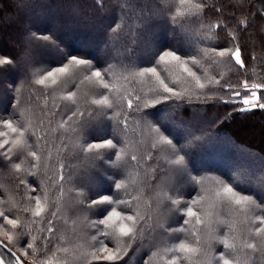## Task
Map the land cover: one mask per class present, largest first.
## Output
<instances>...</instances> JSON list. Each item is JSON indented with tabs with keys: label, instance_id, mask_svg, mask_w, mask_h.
<instances>
[{
	"label": "trees",
	"instance_id": "1",
	"mask_svg": "<svg viewBox=\"0 0 264 264\" xmlns=\"http://www.w3.org/2000/svg\"><path fill=\"white\" fill-rule=\"evenodd\" d=\"M103 2L106 6L101 9L97 0H0V55L16 57L19 62L16 68L20 70L18 72L12 69L0 75V99L4 98V103H0V114L11 113L16 99H19L21 102L19 111L36 122L41 116V109L44 108L45 100L41 95L43 87L30 85L28 81L31 78L26 75V57L22 45L29 32L50 34L57 39L65 51L95 58V61H99L104 66L108 63L112 64L113 75L110 83L115 85V89H118L120 94H124L127 90L133 96L139 95L142 98L152 96L148 90L152 86L153 78L136 77L129 82L123 78L127 74L123 65L135 63L140 67L151 66L153 57L165 48L179 50L186 59L201 47H217L219 50L229 46L228 31L235 32L238 38L242 58L245 60V69H238L234 63L216 65L210 61H202L200 69L193 67V71H196L197 75L201 76V81L206 84L209 78L215 77L221 80L222 84L227 82L238 85L246 78L245 71L250 82L264 80V0H204L211 10L205 8L202 20L192 17L183 22L182 26L173 25L167 12L168 6L175 8L179 0H129L133 5L127 16L130 23L124 27L118 37L112 38L108 36L109 25L121 15V12L113 7L115 0H103ZM217 9L219 12L216 11ZM25 11H29V14L24 13ZM44 11L53 12L50 15L53 24L36 27L32 24L33 19L45 15ZM244 18L248 20L246 28L238 24L239 20ZM218 20H222L227 25L228 31L216 30L218 34L213 40L203 43L201 23H215ZM136 24H139L138 28ZM66 27L72 32L73 36L70 39L63 38L65 31L63 29ZM161 31L167 33L166 38L158 37L157 33ZM85 46H90L92 49ZM125 48L134 50L130 57L121 54L124 53ZM253 56L256 57L255 60ZM35 59L38 61L35 67H50L56 66L59 56L55 53L41 55L38 51ZM169 67L161 65L158 71L161 72L162 77H166L169 86L174 87L177 92L184 93L185 99L173 98L143 108L144 112L151 113L148 122L161 127L162 131L164 128L169 129L165 134L171 133L170 138L174 139L178 148L183 149L181 154L187 153L188 166L193 170V174L208 178L205 187L209 190L214 188L213 177L230 180L234 173L241 172L246 179L242 187L255 191L257 196L261 197L259 184L264 178V111L257 109L241 112L239 98L228 104L221 100L204 102L195 99L189 103L187 96L196 91L194 81L187 77L186 73L175 70L170 75ZM177 76L180 77L179 80ZM173 80H176V83L173 84ZM16 87H21L20 93L13 91ZM47 91L51 94L48 97V109L52 108L53 102L60 104L61 108L65 105L75 108L77 105H71L70 102L60 99L67 92L74 91L77 94V104L83 110L90 106L85 101L92 98L93 86L87 81L81 83L79 79L68 80L56 86L49 82ZM216 92L218 96L227 98L225 91L219 87L216 88ZM115 95L117 93L114 90L112 96ZM36 97L39 99L37 100ZM116 112H120L119 117H116ZM67 114L70 115V112ZM125 114L129 115V127L123 133L120 129L116 131L128 142L126 158L135 154L140 161L139 167L129 169V184L131 189H134L133 194L140 196L141 213L150 215L154 219L162 210L157 207V193L161 188L170 187L173 182L179 183L185 199L189 196L195 198L200 191L199 186L171 176L166 163L169 154L162 151L160 146L152 147L154 137L150 133L148 124L143 121L139 125L135 123L136 117L128 112L126 101L123 102V109L117 107L109 112L114 119H122ZM61 115L52 118L50 128L45 121L48 133L42 157V163L48 165L49 175H52L54 167L58 169L59 163L66 165L64 174L67 182L64 185V197L60 201L61 219L56 223V235L61 239L54 240L50 248L63 244L68 252L60 253L62 260H66L67 264H84L81 253L88 250V241L94 234V229L89 228L84 220L86 213L77 203V197L72 189H78L83 184L85 190L97 187L107 190L108 184L103 183L104 173L100 168H90L84 156L77 155L78 149L74 147L75 139L71 131L73 122L70 121L64 129H60L58 125ZM113 124L114 120L92 121L87 132L91 137L107 135L113 130ZM4 131L7 129L0 126V132ZM192 135L202 138L195 144H189ZM149 155L151 159H148ZM141 157L144 159H140ZM131 164L135 165L136 162L133 161ZM24 167H27V163ZM32 179L34 178L29 177V180ZM17 185L16 176L6 167H0V200L21 201L24 191L22 186ZM211 203L212 194L209 191L208 199L202 202L203 208L198 209L201 218L205 220V224L197 226L202 241L210 234L216 237L228 231L227 225L217 222L216 213L219 212L220 219H226L233 225L234 232L231 235L237 237L238 248L232 257L234 264L237 260L239 264H264V256L261 255L260 250L253 251L242 247L245 240L252 242L249 229L253 225L226 208L213 209L210 207ZM204 211L212 215L206 218ZM87 216L89 219H96L99 217V212L87 213ZM178 219H180L178 215L170 219L173 227L178 226L174 222ZM208 220L211 221L210 224L207 223ZM179 235L181 239L184 238L183 234ZM178 242V240H168L169 244ZM255 242L260 249L259 238H255ZM223 250L222 244L217 243L215 239L211 240L213 254ZM126 253L120 264H168L171 257V253L164 252L163 247L136 244L127 248ZM91 264H107V262L92 261Z\"/></svg>",
	"mask_w": 264,
	"mask_h": 264
},
{
	"label": "snow or ice",
	"instance_id": "2",
	"mask_svg": "<svg viewBox=\"0 0 264 264\" xmlns=\"http://www.w3.org/2000/svg\"><path fill=\"white\" fill-rule=\"evenodd\" d=\"M97 4L101 9L106 6L103 0H97ZM132 6L129 0H115L113 7L119 9L121 15L109 25V38L118 37L124 27L129 25L127 16ZM205 8L210 9V6L204 0H179L175 8L168 6V18L173 25L182 26L183 22L192 17L202 20ZM216 11L219 12V9ZM238 24L246 28L247 18L239 20ZM136 27L138 28L139 24H136ZM200 28L203 43L213 40L218 34L216 30L228 31L227 25L222 20L215 23H201ZM228 37H230L229 46L219 50L217 47H201L187 59L179 50L165 48L153 57L151 66L140 67L135 63L123 65L127 73L123 78L129 82L136 77L153 78L152 86L148 90L152 96L142 98L139 95L133 96L127 90L124 94H120L119 90L115 89V85L110 83L113 75L112 64L108 63L104 66L99 61H95V58L65 51L57 39L50 34L29 32L22 45L26 57V75L31 78L28 81L30 85L43 87L41 95L44 96L45 104L36 122L19 111L21 103L19 99H16L11 113L0 114V126L7 129L0 132L2 138L0 167H6L16 176L17 186H22L24 191L21 201L0 200V250H3L0 251V264H67V261L62 260L60 256V253L68 252L63 244L50 248L54 240L61 239L56 235V223L61 219L60 201L65 194L66 165L59 163L58 169L54 167L52 175H49L48 165L42 163L48 133L45 121L50 128L52 118L61 114L63 115L58 127L64 129L70 121L73 122L71 131L75 139L74 147L78 149L77 155L82 154L89 162L90 168H100L104 173L103 183L108 184L107 190L102 187L85 190L83 184L78 189H72L77 197V203L86 213L84 220L89 228L94 229V234L88 241V250L81 253L84 264H91L92 261L120 264L123 255L127 254L126 249L133 244L163 247L164 252L171 253L168 264H201V262L202 264H234L232 257L237 252L238 244L237 237L231 235L234 227L228 220L220 219L217 212V222L227 225L228 231L216 237L210 234L203 241L197 228L198 225L205 224L198 209L203 208L202 202L208 199L209 191L212 194L210 207L221 210L226 208L253 225L249 229V237L253 240L252 242L245 240L242 247L253 251L260 250L261 255L264 256V178L259 184L261 197H258L255 191L242 187L246 179L241 172L234 173L230 180L213 177L214 188L209 190L205 187L208 178L193 174V170L188 166L187 153L181 154L183 149L178 148L174 139L170 138L171 133L165 134L169 129L164 128L162 131L161 127L148 122L151 113L143 111V108H149L162 101L173 98L185 99L184 93L177 92L166 82V77H162L161 72L158 71L161 65L170 66L168 69L170 75L175 70L186 73L187 77L194 81L196 91L187 96L189 103L195 99L204 102L221 100L228 104L239 98L241 112L257 109L264 111V80L250 82L245 71L246 78L238 85L227 82L222 84L221 80L215 77L209 78L206 84L201 81V76L193 71V67L200 69L202 61H210L216 65L234 63L238 69H245V60L242 58V50L235 32L228 31ZM38 51L41 55L57 54L59 61L56 66L35 67L38 63L35 59ZM133 51L131 48H125L124 53L121 54L130 57ZM255 58L253 56V60ZM18 63L16 57L0 55V75L16 68ZM77 79L81 83L87 81L93 86L92 98L85 101L90 106L82 110L77 104L76 92L69 91L60 99L70 102L71 105H77L75 108H70L68 105L61 108L60 104L53 102L52 108L48 109V97L51 95L47 91L49 82L56 86ZM179 79L180 77L177 76V80ZM172 83H176V80ZM217 87L225 91L226 99L217 95ZM114 90L117 95L112 96ZM13 91L20 93L21 87H16ZM36 99L38 100L39 97ZM124 101L128 112L135 115L137 125L142 121L148 124L150 133L154 137L152 147L160 146L162 151L169 154L166 163L171 176L199 186L200 189L195 198L189 196L185 199L179 183L173 182L170 187L161 188L157 193V207L162 210L154 219L139 210L140 196L134 195V189L130 187L129 169L139 167L140 161L135 154L126 158L128 142L116 131L120 129L121 133L125 132L129 127V115L125 114L122 119H114L109 115L110 110L117 107L123 109ZM68 112L70 115L67 114ZM115 115L119 117L120 112H116ZM102 120H114L113 130L107 135L91 137L87 132L89 124L92 121ZM201 138L192 135L189 144H195ZM148 159H151L150 155ZM133 161L136 162L135 165L131 164ZM25 163L27 167H24ZM29 177L34 179L29 180ZM97 212H99L98 218H88L87 213ZM177 215L180 219L174 222L178 226L173 227L170 219H174ZM211 215L212 213L204 211L206 218ZM207 223L210 224L211 221L208 220ZM179 234H183L184 238L181 239ZM255 238H259L261 242L260 249ZM212 239L222 244L224 250L213 254ZM168 240L179 242L169 244ZM236 264H239L238 260Z\"/></svg>",
	"mask_w": 264,
	"mask_h": 264
},
{
	"label": "rangeland",
	"instance_id": "3",
	"mask_svg": "<svg viewBox=\"0 0 264 264\" xmlns=\"http://www.w3.org/2000/svg\"><path fill=\"white\" fill-rule=\"evenodd\" d=\"M28 12V13H27ZM24 13H27L29 14V11H25ZM45 15L39 17L38 19H33V22L32 24L35 25L36 27H39V26H45V25H50V24H53V19H52V16H50L53 12L52 11H44ZM75 13V12H73ZM27 30V28H26ZM65 30L64 33H63V38L65 39H70L73 35H72V32L70 31V28H65L63 29ZM25 32V30H24ZM158 37L159 38H166L167 37V33L165 31H161V32H158ZM85 48H89V49H92L90 46H85ZM13 71H20L19 69L17 68H14ZM0 103L3 104L4 103V98L0 99ZM184 181V180H183ZM94 186V185H92Z\"/></svg>",
	"mask_w": 264,
	"mask_h": 264
}]
</instances>
